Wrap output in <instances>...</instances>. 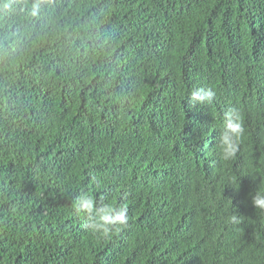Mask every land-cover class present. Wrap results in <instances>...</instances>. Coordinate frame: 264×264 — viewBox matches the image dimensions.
I'll return each mask as SVG.
<instances>
[{
	"label": "trees",
	"instance_id": "16d2710c",
	"mask_svg": "<svg viewBox=\"0 0 264 264\" xmlns=\"http://www.w3.org/2000/svg\"><path fill=\"white\" fill-rule=\"evenodd\" d=\"M33 2L0 0V264H264V0Z\"/></svg>",
	"mask_w": 264,
	"mask_h": 264
},
{
	"label": "clouds",
	"instance_id": "9594fccd",
	"mask_svg": "<svg viewBox=\"0 0 264 264\" xmlns=\"http://www.w3.org/2000/svg\"><path fill=\"white\" fill-rule=\"evenodd\" d=\"M43 0H34L31 4L32 14L36 15ZM11 6V3L4 4L5 8ZM216 96L215 91L208 87L194 88L188 97L189 104L192 108L204 106L212 102ZM244 119L240 111L236 108H230L223 117V125L221 127L218 138V148L222 159L230 160L234 158L240 150V143L245 135ZM255 179L256 177L253 176ZM260 183H264V178H260ZM238 190L239 187H236ZM252 204L256 209L264 211V189L258 190L250 194ZM75 208L78 212H82L87 216L88 222L84 225L86 229L108 235L118 226H124L128 223V209L126 206H113L112 204L98 205L96 200L87 193H82L75 199ZM231 222L237 223V217L234 215Z\"/></svg>",
	"mask_w": 264,
	"mask_h": 264
}]
</instances>
